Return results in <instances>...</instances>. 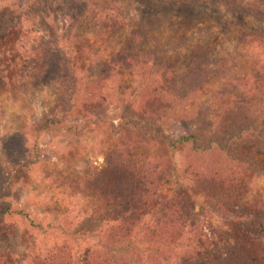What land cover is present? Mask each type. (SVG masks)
Masks as SVG:
<instances>
[{"label": "rangeland", "instance_id": "374dc122", "mask_svg": "<svg viewBox=\"0 0 264 264\" xmlns=\"http://www.w3.org/2000/svg\"><path fill=\"white\" fill-rule=\"evenodd\" d=\"M84 5L87 14L76 22ZM112 12L117 26L107 17ZM37 46L48 48L53 68L33 69ZM125 51L141 71L114 70L113 58ZM223 65L229 75L202 84ZM79 80L87 92L78 91ZM159 80L164 98L152 91ZM187 90L192 93L179 100ZM223 91L230 100L247 97L244 116L257 106L264 116V3L257 0H0V212L8 208L0 216V264L51 257L55 264H92V233L112 224L96 212L99 200L108 183H117L118 145L129 141L141 144L125 158L150 171L158 165L154 176L165 173L160 193L181 196L200 223H225L222 211L236 203V212L260 210L261 139L247 134L230 149L253 167L241 187L223 196L207 188L206 196L194 172L220 178L237 172V164L187 149L167 157L146 127L159 125L173 139L193 130L223 141L239 128L235 114L221 108ZM187 169L193 177L184 175Z\"/></svg>", "mask_w": 264, "mask_h": 264}, {"label": "trees", "instance_id": "16d2710c", "mask_svg": "<svg viewBox=\"0 0 264 264\" xmlns=\"http://www.w3.org/2000/svg\"><path fill=\"white\" fill-rule=\"evenodd\" d=\"M162 1L169 2L172 0ZM257 1L264 3V0ZM87 11V5L83 6L82 11H76V22H78L79 16L87 14ZM102 17L103 12L96 14L94 19L99 20ZM107 17L112 25L117 24L113 12ZM47 49L45 46H37L32 50L36 56L35 62L39 64L33 65V69L39 68L45 72L47 69L53 68L51 65L53 58L48 54ZM133 56L127 51L115 55L112 60L114 70L119 71L120 74L126 71L132 73L135 68L141 71L142 67H140L139 60ZM225 68L226 65H223L221 70L216 73L208 72L202 84L207 85L209 79L215 74L217 76L229 75ZM146 74L142 75L144 84H146L145 88L149 87ZM78 85H80L78 91H88V86L81 80H79ZM163 88L162 81L159 80L156 86L152 87V91L156 96L160 94V97H163ZM195 90H198L197 86L192 92ZM192 92L187 90L178 99L182 101ZM225 94L224 91L220 95L218 94L222 99L221 108H226L227 112L235 114L233 122L239 124V128H234V130L232 128V131L223 141H215V138L210 135L193 130H188L173 139L164 135L160 131L159 125H146L148 130L152 132L150 136H156L155 142L163 148L167 157L177 151L187 149L193 156L219 153L225 157L229 164H237L236 169H239L237 172L220 178L217 174L205 178L206 174L194 172V178L203 183L202 192L206 196H209L205 191L207 188L223 191V193H219L221 196L233 191L240 186V181L246 179L242 176H246L253 169L249 161H239L230 154V149H233V146L243 144L247 134L264 142V116L260 114L258 106L252 116H244L250 113L246 107L248 105L245 104L247 97L230 100ZM172 98V104L176 105L174 97ZM170 108L172 107L170 106ZM259 122H263V124L259 125ZM132 124L135 129L137 125ZM141 128L144 129V126ZM139 144L141 143L135 144L133 141H129L126 144L118 145V159L122 165L119 167L121 170L119 179L116 184L108 183L103 191V197H100L99 200L101 208L96 211L106 215L112 224H107L104 229L100 226L92 233L97 244L91 253L92 264H264V234L261 232V224L264 219L263 203L260 210L253 207V209L249 208L251 210L246 209L239 212H236L239 209L237 203L232 207L229 205L230 210L222 211L226 215L225 223L214 227L204 222L200 223L199 215L189 210L188 204L181 196L170 198L160 193L159 184L165 173L160 170L154 176L153 173L159 167L158 165L150 171L151 165L140 164L139 167L125 158L129 155H135L134 151ZM116 152L117 149L114 153ZM245 167L246 169H244ZM161 168L164 167L161 166ZM190 170L187 169L184 175L189 174ZM190 176L193 177L192 172H190ZM7 211L8 208L1 211L0 216ZM156 212H158L157 219L154 216ZM230 228L232 230L237 229V231H232ZM197 230L203 231L205 234L197 235ZM64 234H67V230ZM190 234L191 236L188 237ZM130 257L133 260H130ZM125 258L129 259L130 263L129 261L125 263ZM57 259L64 260L61 256L56 257V261H58ZM46 263L55 264V261L51 257L44 259L40 264ZM56 264L60 263L56 262Z\"/></svg>", "mask_w": 264, "mask_h": 264}]
</instances>
